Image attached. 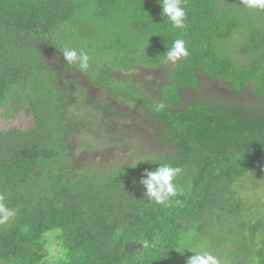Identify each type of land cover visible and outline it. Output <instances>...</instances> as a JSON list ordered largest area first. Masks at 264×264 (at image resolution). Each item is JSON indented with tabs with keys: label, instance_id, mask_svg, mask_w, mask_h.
Segmentation results:
<instances>
[{
	"label": "trees",
	"instance_id": "16d2710c",
	"mask_svg": "<svg viewBox=\"0 0 264 264\" xmlns=\"http://www.w3.org/2000/svg\"><path fill=\"white\" fill-rule=\"evenodd\" d=\"M182 4L186 27L173 29L159 0H0V196L15 212L0 225V264H174L203 251L200 243L230 250V264H264V204L251 208L248 188L239 187L264 177V110L232 98L182 106L201 73L236 96L250 85L264 99V10L242 0ZM176 39L189 55L165 70ZM65 47L86 52L88 69L70 65ZM44 49L60 55L62 70ZM136 69L142 80H133ZM76 73L137 102L159 126L153 140L170 150L77 174L68 142L88 122L78 112L85 92ZM115 111L114 122L131 130L136 116ZM165 163L181 168L174 183L182 194L167 207L149 201L140 183Z\"/></svg>",
	"mask_w": 264,
	"mask_h": 264
},
{
	"label": "rangeland",
	"instance_id": "374dc122",
	"mask_svg": "<svg viewBox=\"0 0 264 264\" xmlns=\"http://www.w3.org/2000/svg\"><path fill=\"white\" fill-rule=\"evenodd\" d=\"M45 50V58L53 69L62 70V62L60 55L51 49ZM175 63L166 61L163 65V69L170 70ZM74 74L72 76L74 77ZM133 80H142L143 73L140 69H136L132 72ZM77 83L81 86V89L85 94L81 95L78 99V112L84 111L80 114L82 121L86 120L88 124L80 122L78 129L74 130V136H72L68 142L69 152L67 153L71 157V166L77 170V174L89 168L99 169L101 171H109L117 164H131L137 160L142 159L155 154H163L168 148L167 144L161 141L157 143V139L153 140L154 135H157V128L159 127L152 118L142 110L135 101L126 100L120 96L111 94L106 88H98L93 86L89 81L84 78L82 74L76 73ZM150 81L151 77L146 76ZM200 84L197 90L188 89L186 92L187 100L182 106L188 102L199 99L218 100L222 98H232L233 101L239 100L244 103L248 108H256L264 110V99L255 98L252 93L251 86L246 88L244 95L236 96L227 86L225 82H219L211 80L205 77L203 73L199 74ZM159 83V79H156ZM72 89L75 88L71 83L68 84ZM248 89V90H247ZM81 93V92H80ZM152 98L157 99L160 96L158 87H153L150 90ZM104 108V110H100ZM117 108H123L128 110L131 115L136 116V123L133 124L131 130L126 129V126L119 120L114 122L112 117L117 115ZM121 112V110H120ZM122 115V113H121ZM26 125H28V119H24ZM141 126V123H143ZM24 123V121H23ZM151 124V126H149ZM132 125V124H131ZM143 127V128H142ZM134 132L147 136L153 143H157L155 146H149L142 139L133 138ZM117 136V138L115 137ZM245 187L243 189V195L247 196L251 201V208L254 204H264V177H259L254 180L251 178L248 183L244 185L243 182L239 184V187ZM50 250L54 252L51 254L50 259L56 256L57 249L55 247V233L48 234ZM191 243L196 244L197 238L191 233L187 237ZM208 243H200L202 250L213 252L220 260V264L236 263L234 260H230L227 255L229 251L222 249L213 251L212 246ZM204 248V247H207ZM189 253H184L180 259L176 260L174 264H181L193 255L191 250ZM226 256V257H225ZM223 259L225 260H222ZM55 258V257H54ZM55 262V260H50Z\"/></svg>",
	"mask_w": 264,
	"mask_h": 264
},
{
	"label": "clouds",
	"instance_id": "9594fccd",
	"mask_svg": "<svg viewBox=\"0 0 264 264\" xmlns=\"http://www.w3.org/2000/svg\"><path fill=\"white\" fill-rule=\"evenodd\" d=\"M159 2L162 6V16L168 18L172 28L184 29L187 13L182 0H159ZM242 4L247 9L264 10V0H242ZM62 54L70 65L78 66L81 71L88 69L90 56L83 50L77 51L75 48L65 47ZM188 55L189 52L183 39L174 40L172 46L165 52L166 59L171 63H176L181 57H187ZM163 107L164 105L160 104L157 110L159 111ZM180 172L181 168L173 167L167 163L160 164L153 171H146L140 180L145 189L144 196L157 205L169 206L175 197L182 194V190L174 183ZM175 202L180 203L179 200ZM14 216L15 212L3 203V197L0 196V225L6 224ZM192 252L195 255L187 259V264H220L217 255L211 251L193 250Z\"/></svg>",
	"mask_w": 264,
	"mask_h": 264
}]
</instances>
